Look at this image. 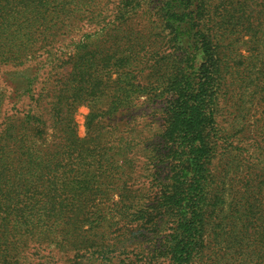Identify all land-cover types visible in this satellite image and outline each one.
I'll return each instance as SVG.
<instances>
[{
  "label": "trees",
  "instance_id": "16d2710c",
  "mask_svg": "<svg viewBox=\"0 0 264 264\" xmlns=\"http://www.w3.org/2000/svg\"><path fill=\"white\" fill-rule=\"evenodd\" d=\"M36 61L0 90V264H264V0H0V66ZM143 95L156 141L114 140Z\"/></svg>",
  "mask_w": 264,
  "mask_h": 264
},
{
  "label": "rangeland",
  "instance_id": "374dc122",
  "mask_svg": "<svg viewBox=\"0 0 264 264\" xmlns=\"http://www.w3.org/2000/svg\"><path fill=\"white\" fill-rule=\"evenodd\" d=\"M74 25L78 26V29L80 30L73 31L66 38H64L65 40L63 39L64 47L70 45L82 34L93 32V27L84 25V22L75 21ZM235 51H237V55L244 54L242 48L239 45L235 47ZM38 63L37 61L27 62L23 66L17 68H12L10 66H0V90H8L10 89L11 84H17L18 76H28L30 75V73L32 74V72H34L37 68L41 67ZM45 67L46 64H43L42 68ZM226 78V86L229 92V97L231 96V92L233 91L240 92L244 95L245 84L241 80L236 79V81H232L229 76H226ZM251 90L254 92L253 87L250 89V91ZM245 96L246 94L244 95V97L236 98L233 101L231 99H226L225 102L221 103L220 107V114H222L221 121L229 126L228 129L232 130L231 138L229 139V141L232 142V146L235 149H239L243 145L238 144L235 141L237 135H241H239V133L235 135L234 132L236 130L239 131L240 128H243L242 132L245 134V130H250L246 127L248 126V124L252 123V120L249 121V119H252L253 117H255V119H258L260 116L259 111H254L255 106L247 103L248 99L245 98ZM237 99L239 100V103L234 104ZM154 108L155 105L151 103V101H149V99H147L145 95H143L135 100L134 107H132L130 110H125L121 113L116 114L114 118H111L105 125L112 129L114 133V140L123 135L125 137H128L130 140L134 138L144 139L146 143H149L150 141H156V134L158 133L160 128V121L157 113L153 110ZM89 113V108H87L86 106H81L77 108L73 116V120L76 126V135L79 139H83L87 135V119L89 117ZM233 155L234 153L230 154V156L227 158H223L222 162H220L221 165L226 161H233L234 164H238L237 157L234 158ZM137 172L139 174L142 173L140 168L137 169ZM114 262L116 264L118 263L116 261Z\"/></svg>",
  "mask_w": 264,
  "mask_h": 264
}]
</instances>
